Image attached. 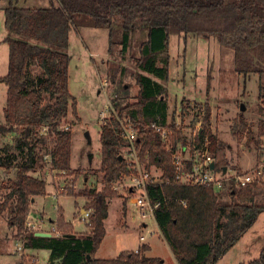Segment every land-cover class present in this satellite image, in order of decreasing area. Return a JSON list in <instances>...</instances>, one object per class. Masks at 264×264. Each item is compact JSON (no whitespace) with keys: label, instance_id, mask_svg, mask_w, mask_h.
Masks as SVG:
<instances>
[{"label":"trees","instance_id":"1","mask_svg":"<svg viewBox=\"0 0 264 264\" xmlns=\"http://www.w3.org/2000/svg\"><path fill=\"white\" fill-rule=\"evenodd\" d=\"M55 1L57 5L50 2L49 8L30 9L17 7L18 0H9L4 10L3 42L8 48V67L6 76L0 78L6 88L4 124L0 126V169H15L16 174L14 180L8 181L0 215L7 213L8 227L21 235L27 228L32 199L45 194L44 182L32 175L47 165L52 172L70 171L72 125L66 119L70 112L76 116V101L68 91L70 33L83 28L106 30L108 54L118 45L121 55H125L135 30H146V40L135 61L139 72L135 76V101L122 102L117 96L111 104L118 118L130 119L139 131L140 157H149L146 169L154 167L160 174L157 183L147 188V194L156 206L154 222L176 264H217L264 212V183L240 189L229 183L220 192L176 185L171 154L149 126L168 125L173 146L176 142L186 144L183 132L176 131L166 90L160 84L169 79L172 37L213 39L233 53L238 75H256L262 83L264 0ZM260 112L264 116V110ZM202 118L201 136L207 137L215 171L236 173L235 169L229 170L227 146L209 131L207 104ZM260 124V135L264 137V123ZM63 125L68 129H61ZM99 142L103 188L85 190L80 195L86 200L84 211L90 212V233L83 238L65 239L64 235L73 234L59 220L57 228L62 236L38 238L34 233H24V249L49 252L47 264H163L160 259L144 256L149 249L145 245L135 254L121 253L114 260L94 258L105 237L108 200L116 196L112 186L130 174L119 159L124 145L113 117L101 126ZM244 264H264V247L256 260Z\"/></svg>","mask_w":264,"mask_h":264},{"label":"rangeland","instance_id":"2","mask_svg":"<svg viewBox=\"0 0 264 264\" xmlns=\"http://www.w3.org/2000/svg\"><path fill=\"white\" fill-rule=\"evenodd\" d=\"M8 1L0 0L1 64L7 56V46L2 41L6 37L3 23ZM50 2L57 5L55 0H18L17 7L49 8ZM146 35V30H135L127 53L121 55L118 45L111 48L108 54L106 30L83 28L70 33L67 50L71 58L68 91L76 101V116L70 112L66 119V123L72 125L70 171L52 172L47 165L43 171L34 174L35 177L32 175L44 182L45 194L36 197L33 204L36 211L30 206L26 225L43 227L41 222L33 223L39 210L48 218L46 220L51 219L54 224V228L47 229L50 234L62 236L57 228L59 220L70 227V233L76 236L89 232L88 219L81 220L83 214L80 212L84 210L86 200L80 195L85 190L100 191L103 188L99 142L102 114L117 96L122 102L135 101L138 91L135 76L139 73L135 61L139 59V48ZM118 39L115 41L118 42ZM169 57V79L167 83L160 84L166 90L169 113L183 132L190 135L202 121L204 104H207L210 111L208 128L218 141L227 146L229 170L235 169L236 173L257 169L264 171V137L260 135V123H264V116L260 112L264 110V78L260 83L256 75H238L234 71L233 53L230 50L221 48L213 39L195 35L172 37ZM36 73V70L32 71V75ZM123 86L126 93H123ZM5 106L6 88L0 84L1 123ZM241 106L244 111H240ZM47 145L49 148L50 143ZM41 152L43 154L45 150ZM119 152L123 161H128L124 146ZM4 171L0 169V204L7 192L8 181L14 180L16 174L15 169ZM152 174L159 176L154 168ZM128 185L129 181L123 177L112 186L116 196L108 200L105 237L94 258L114 260L121 253L135 254L139 247L145 245L150 248L144 253L145 257L160 259L163 264H176L153 217L143 220L146 228L140 226L142 222L133 210L129 201L131 196L125 188ZM40 217L42 220L43 215L40 214ZM24 233H31L28 227L17 235L15 228L8 227L7 213L0 215V264H38L37 261L43 263L48 259L47 251H31L34 256L25 250L17 251L18 247L22 248L20 243ZM140 236L145 238L144 243L139 242ZM263 247L264 212L217 264L251 262L258 258Z\"/></svg>","mask_w":264,"mask_h":264},{"label":"built area","instance_id":"3","mask_svg":"<svg viewBox=\"0 0 264 264\" xmlns=\"http://www.w3.org/2000/svg\"><path fill=\"white\" fill-rule=\"evenodd\" d=\"M111 117L118 123L120 137L125 144L124 148L128 161H124V163L130 170V174L125 176L129 181V185L125 187L128 195L131 196L129 201L142 222L140 226L146 228L147 225L143 220L149 216L153 217L156 209V206L152 205L148 198L147 188L157 183L160 174L158 177L153 176L152 168L154 167H150L149 170L146 169L149 164V157L145 155L143 160L140 157L139 131L134 128L133 122L128 118H118L112 104L104 109L101 125H106ZM168 127V125L163 127L155 124L149 126L152 131L159 134L162 146L167 153L171 154V164L175 174L174 183L176 185L210 188L215 192H220L229 183L236 189L245 188L249 185L261 186L264 183V171L261 169L241 174L217 173L215 168L211 169L210 167L211 165L214 166L215 160L209 151L207 137L201 136V122L194 127L190 135H186L177 124L176 131L183 132L186 137V144L176 142L175 147L172 144V133ZM60 128L66 130L68 125H63ZM89 215L90 212H84L81 220H87ZM27 227L31 233H43L40 226L28 224ZM144 241L145 238L140 236L139 242L144 243Z\"/></svg>","mask_w":264,"mask_h":264},{"label":"crops","instance_id":"4","mask_svg":"<svg viewBox=\"0 0 264 264\" xmlns=\"http://www.w3.org/2000/svg\"><path fill=\"white\" fill-rule=\"evenodd\" d=\"M3 29H4V27H3ZM5 31V30H4ZM5 39V38H4ZM4 39H3V41H4ZM2 41V43L3 44H5L4 42ZM6 45V44H5ZM7 46V45H6ZM6 53H7V56H6V59H4L2 56H1V59L3 58V63L1 64L0 63V78H3L4 76H6V74H7V67H8V48L6 49ZM3 85V84H2ZM3 110H4V108H3ZM4 124V118H3V122L1 123L0 122V126H2ZM9 138H12V136H9ZM2 170V169H1ZM3 172L5 173V171L3 170ZM7 174V173H6ZM36 175H34V177H35ZM33 177V176H32ZM33 177V178H34ZM35 179H37V178H35ZM39 180V179H38ZM47 195V194H46ZM35 200H36V197H34L33 199H32V202H31V208L32 209H34L35 211H36V209L35 208H33V204L35 203ZM107 206H108V203H107ZM107 209H108V207H107ZM38 211V213L37 214H35L37 217H35L34 218V220H33V223H35V222H41V223H43L42 225H43V227L42 228H44V230L41 228V230H43V233H46V234H50L48 231L50 230V229H52V228H54V224H52L53 222H52V220L51 219H49V220H46V219H48L43 213H41L39 210H37ZM83 212H84V210L83 211H81L80 212V214H83ZM40 214L41 215H43V219H45V220H40L42 217H40ZM47 221H48V223H47ZM32 224V223H31ZM33 225V224H32ZM35 225V224H34ZM41 225V226H42ZM47 229H48V231H47ZM89 230V229H88ZM29 232H30V230H29ZM90 233V230H89V232H87V233H85L86 235H84V234H80V235H74L75 236V238H83V237H86L87 236V234H89ZM51 235V237H53V236H56L55 234H50ZM18 243H20V242H18ZM20 246H22V248L21 247H18V249H17V251H23L24 252V250L25 251H28L29 253H30V255H33L32 253H31V251L33 252V251H39V250H28V249H24V247H23V243L21 242L20 243ZM150 249V248H149ZM261 251V250H260ZM20 253V252H19ZM34 256V255H33ZM223 257H225V256H223ZM48 258H49V252H48ZM98 260H100V259H98ZM38 262V264H47V262H48V259L45 261V262H43V263H39V261H37ZM20 264V263H19Z\"/></svg>","mask_w":264,"mask_h":264},{"label":"water","instance_id":"5","mask_svg":"<svg viewBox=\"0 0 264 264\" xmlns=\"http://www.w3.org/2000/svg\"><path fill=\"white\" fill-rule=\"evenodd\" d=\"M240 111H244V107L241 106L240 107ZM119 159L122 161L123 159L121 157H119ZM211 169L214 168L213 165H211L210 167ZM226 172V169H224L223 173ZM35 237H38V238H51V235L50 234H45V233H37L35 234ZM63 238L65 239H75V236L74 235H64Z\"/></svg>","mask_w":264,"mask_h":264}]
</instances>
